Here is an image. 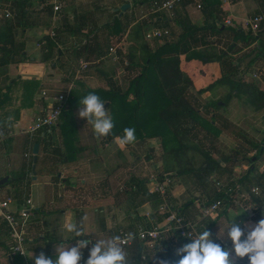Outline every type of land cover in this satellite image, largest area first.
Wrapping results in <instances>:
<instances>
[{"label":"crops","instance_id":"crops-1","mask_svg":"<svg viewBox=\"0 0 264 264\" xmlns=\"http://www.w3.org/2000/svg\"><path fill=\"white\" fill-rule=\"evenodd\" d=\"M0 1L3 3L2 0ZM154 1L162 0H64L61 25L57 29V37L54 38H50L47 33L50 26V10H39L41 0L29 1L34 12L32 20L39 24L26 29L17 36L18 42L24 44L27 59L23 63L0 68V179L6 176L11 178L14 173L20 171H25L26 179L22 185L9 183L1 186L0 196L11 199L10 211L17 212L25 206L30 208L31 216L27 226L30 264H34V259L41 253L46 258L54 259L55 250H61L62 244L70 248L75 246L78 240L88 239L89 244L81 249L82 258L79 261V264H85L90 249L96 241L95 238L103 239L106 233L114 236L113 226L122 227L119 231V236H121V232L136 234L140 230L168 225L169 229L163 232V240L161 239L160 243L157 241L151 246L137 240L142 248L140 264H163L164 258L160 254L163 250H170L175 254L178 247L191 242L190 237L202 231L204 226L205 230L211 233V239L215 243L231 248V243L227 239H217L219 228L220 234L224 230V226L218 223L222 213L215 214L219 208L211 216L203 214V208L207 207V202L217 192H224L227 195L223 206L227 207L225 213H228L223 218L224 221L227 223L231 217L237 215L234 217V223L244 229L245 235L260 219L264 218L262 217L264 215V163L256 164V159H253L252 163L243 161L241 165H237L240 161H233L237 164L232 166L233 169L230 167L232 169L230 180L223 178L225 170L223 163H220L223 169L206 176L201 183L186 182L184 178L186 174L177 175L176 171L171 168L162 172L156 166V174L151 173L145 182L150 196L160 197L161 201L151 198L148 202L138 205L139 199L134 193H130V187H135L134 180L140 179L142 158L140 154L134 152L137 156L130 166L127 164L129 157L127 150L139 142L131 143L123 148L118 145L116 138L111 143H104V136H96L92 125L78 116L79 108L82 107L79 101L83 98L85 90L88 88L104 89L105 83L101 86L98 80L105 79L109 82L111 70H107L108 73L104 70L107 65L104 57L100 61H94L93 63L99 64L94 68L89 66L88 70L80 71L79 62H75V68L70 67L63 58L68 57L72 61V47L84 39L83 34L86 29L82 30V34H72L69 28L79 25L81 21L89 25L95 22L101 28L113 19L119 18L121 24H129L128 29L136 31V28L141 25L142 17H138L135 11L148 9ZM225 1L232 3L236 0H221V9L226 4L230 5ZM256 3L264 4V0H256ZM92 4L95 5L91 8ZM124 4H129L130 7L121 13L120 7ZM108 10L112 15L107 12ZM183 14L193 24L192 18L194 20L198 16V11L194 10L192 5L184 8L177 6L174 12L175 18ZM252 16L262 15L255 13ZM3 19L0 17V24ZM77 19L79 22H76ZM171 21L170 26L176 25L175 20ZM176 35L179 36V34ZM46 37L56 43L59 51L52 60L41 63L43 58L41 47L45 44ZM65 50H68L67 53ZM58 60L60 61L57 62ZM136 68L137 66H134L133 70ZM78 73L81 74L76 75ZM31 81H33L32 84ZM106 84L109 87V83ZM109 89L106 86L104 90ZM63 91L68 93L66 103L71 95L77 98L75 107H73L76 130L72 129L71 133H66L69 139H74L70 147L64 145L66 137L65 132L61 130L62 120L60 119V123L58 122L59 124L52 128L53 131L50 129L37 133L32 139L26 136L25 129L36 117L47 111L53 105L55 98ZM67 106L68 104L65 105ZM47 133H51L52 140L49 139ZM39 138L43 141L42 144L39 143L37 163L33 174V157L30 152L31 147L33 150ZM244 140L250 144V140L247 138ZM253 145L254 143H251L249 146ZM18 149H22L21 155ZM243 151L248 150L245 148ZM252 153L255 155L257 151L254 150ZM117 155L119 158L115 159ZM261 155L260 153L258 157ZM3 156H7L6 161ZM135 168L136 170L133 171ZM27 178H29L28 181ZM157 183L166 185L164 196L154 191ZM229 185L232 186L229 187ZM113 186L127 188L125 194L118 197L121 201H128L129 205H134L128 207V211L122 204L123 206L118 208L122 215L111 216L108 212L111 202L115 201L111 193ZM129 195L132 196L131 199H127ZM27 200L30 201V205L26 204ZM189 202L193 203L186 206L185 204ZM92 207H96L94 214L89 212ZM124 207L125 210H122ZM171 216L181 219L180 227L175 222H169ZM196 216L198 219L195 218ZM138 217L145 218L149 227L135 226ZM208 219H216L217 224L216 227L214 224V231L210 228L211 224ZM68 221L75 222L84 236L75 237V233L65 231L64 225ZM193 226L195 231H193ZM10 244L7 226L0 221V264H12L10 257L13 256L9 253ZM230 259L233 257L230 256ZM244 261H247V257L235 259L233 264Z\"/></svg>","mask_w":264,"mask_h":264},{"label":"trees","instance_id":"trees-1","mask_svg":"<svg viewBox=\"0 0 264 264\" xmlns=\"http://www.w3.org/2000/svg\"><path fill=\"white\" fill-rule=\"evenodd\" d=\"M29 0H2L3 3L13 12V19H3L0 24V68L7 65H17L23 63L26 58L25 47L22 42H18L17 36L23 33L26 29L36 27L38 23L32 20V16L29 13ZM43 2V0H41ZM1 2V1H0ZM188 5L187 2L182 3L179 6L182 8ZM189 6V5H188ZM50 10L49 8H45ZM202 17L203 26L199 27L190 23L187 16L183 14L184 21H179L178 24L182 32L179 34L178 39L175 42H166L158 45L155 49L142 46V65L140 74L133 78L125 92L119 90H104L102 88L92 89L88 88L85 90L84 96L94 93L100 97L102 101L108 103L105 108L108 114L111 116L114 127L111 132L104 136V143H111L116 137L122 136L123 129L126 127L135 128V142H143L145 140H156L160 143L163 152V164L165 169H173L176 165L177 175L190 174L195 179V182L201 183L206 176L210 175L214 171L222 170L220 163L228 162L232 158L224 156L222 160L215 158L209 150L204 149V143L208 142L212 144L213 138H216L219 133L226 129H230L228 122L223 119L222 116L215 112V109L209 110V105L202 107L199 104L197 96L192 94L190 88L192 83L184 80L183 72L180 67L182 58L186 61H200L203 63L211 62L213 58L218 61V54L207 53V50H200L201 46H206V41L202 30L208 28L211 30H223V21L229 18L220 19L222 14L221 0H202ZM166 19V24L171 22L167 18L166 14L163 13ZM83 20H86L83 18ZM79 22V19L76 22ZM121 20L117 18L113 19L108 25L101 28L95 22L91 25L85 24L81 21L79 25L72 26L71 33H83L82 30L86 29L83 36L84 39L81 42L76 43L72 47V58L75 62L84 61L86 63H92L94 61H100L105 57L104 49L100 48L98 43V33L102 32L103 29H109L110 36L123 35L127 32L129 24H121ZM222 22V23H220ZM67 29V28H66ZM148 31L150 28L147 25L136 28L137 31ZM56 30V34H57ZM234 43L241 42L246 45V41L240 35L244 34L239 28L234 30ZM252 43H257L261 40L262 34L264 33V24L261 30L252 34ZM57 37V36H56ZM241 40V41H239ZM248 44V46L250 45ZM247 46V45H246ZM257 49L264 47V40L258 42ZM43 52V58L40 61L45 63L50 61L57 55L59 49L54 41L46 37L45 44L41 47ZM234 48L232 45L229 46L228 50L232 51ZM105 51V50H104ZM226 52H222L219 55H227ZM130 60H134L136 57L134 53L129 52ZM255 58L250 60L253 63ZM134 66V64H132ZM131 65V66H132ZM137 65V64H136ZM224 65L227 64L224 62ZM90 66V64H89ZM88 66V67H89ZM237 66H231L228 71L230 75L236 72ZM231 77V76H230ZM225 75L221 77L215 83L226 84L230 87L231 94L235 93V96L241 97L246 96L248 103L256 111L264 108V91L257 88L253 81H243L241 79L230 78ZM18 81V80H17ZM31 84L33 81L30 82ZM215 84H211L207 89H212ZM204 90H198V93H202ZM230 94V95H231ZM83 96V97H84ZM132 97V98H130ZM77 98L70 96L68 99V106L64 108L60 117L61 130L64 133L66 139H64V145L70 147L74 141L73 138H68L66 133H71L76 130L74 123L73 107ZM218 102V101H217ZM213 107L216 108L218 105L215 103ZM209 114L210 117L204 118L201 114ZM219 124V131L215 130L213 124ZM60 123V121H59ZM58 123V124H59ZM73 129V130H72ZM200 129L202 131H200ZM53 131V129L51 130ZM203 133L199 138V134ZM213 137V138H212ZM211 139V140H210ZM43 139L39 138L35 143L42 142ZM130 145V144H128ZM254 150L257 154L246 158L244 161L252 163L253 159H257L258 155L264 151V138L253 145ZM199 154L203 158V165L199 168H195V156ZM150 159L147 156V160ZM171 160V163H170ZM236 161V159H234ZM243 161V160H242ZM185 163L187 166H183ZM26 179L25 171L14 173L9 178L8 182L11 184L22 185ZM29 178H27L28 181ZM135 187H130V193H134L139 199L138 205L148 202L151 198L160 200V197L155 195L150 196L144 179H135ZM134 188L136 190H134ZM135 191V192H134ZM160 195V194H159ZM227 195L222 193H214L213 197L207 202V206L213 204L223 205L225 203ZM189 202L186 206L192 204ZM166 211L165 209H163ZM8 234V231H7ZM141 244L137 240H133L130 246L125 247V252L130 261L129 264H140L141 263ZM163 264H177L180 259L179 256L172 253L170 250H163ZM20 257H10L12 264L22 263Z\"/></svg>","mask_w":264,"mask_h":264},{"label":"rangeland","instance_id":"rangeland-1","mask_svg":"<svg viewBox=\"0 0 264 264\" xmlns=\"http://www.w3.org/2000/svg\"><path fill=\"white\" fill-rule=\"evenodd\" d=\"M30 1V0H29ZM28 1V2H29ZM227 3H230L228 1H225ZM223 2V3H225ZM107 4V2L105 1ZM153 4V3H152ZM202 4V1H201ZM95 4H92L90 7L92 8ZM40 7V6H38ZM110 8V6H107ZM186 7H189L186 5ZM194 10L198 11V16L193 20L192 22L194 25H197L199 27L203 26V18L201 19L200 16H202V8L200 10H197L195 6H192ZM33 6L31 5V2L29 3L28 9L29 13L33 18ZM257 8V9H255ZM10 10V9H9ZM40 10V9H39ZM140 10V11H139ZM11 12V11H10ZM110 15L112 13L110 10L107 11ZM175 9L171 12H153L152 6L148 7L146 10L137 9L135 11V14L138 15V17H142L141 19V27L144 25H147L150 29L149 30H168L169 36L160 38V39H154V40H147L145 37L146 31H143L140 29V31H135L133 29L127 30V32L123 35H117V36H110L109 29L107 28L103 29L102 32H99L98 34V43L100 45L101 49L106 55L104 59L106 58V67H104V70L107 72V70L110 71V78L109 82L105 79L98 80L101 82V86L104 84V89L110 88L111 90H119L120 92H125L126 89L129 86L130 81L137 77L140 74L141 71V65H142V46L149 47L150 49H155L158 45L166 43V42H175L178 39V35L182 32V29L178 24L179 21H182L183 16L179 15L178 18H175L174 15ZM11 18L13 19L14 14L13 12ZM163 13L166 14L167 18L170 20H175V24L173 26H170L171 23L166 24V19L163 16ZM201 13V15H200ZM222 14H220V19L223 20L227 16L231 18L232 26H224L225 29L223 30H211L208 28H204L202 30V34H204V38L206 41V46H199L200 50H207V53H215L218 54L217 58L218 61H216V57L213 58L211 62L203 63L200 61H186L184 60V55H181L182 62H181V69L183 72L184 80H187L192 83L191 85V92L195 96H197L199 100V104L204 107L205 105H209V110L215 109V112L222 116L223 119H225L230 129H224L222 130L219 135H217L216 138H213L212 144L205 142L204 143V149L209 150L211 154L215 158H218L220 160L223 159L224 156H229L232 159L228 162H223L224 166V173L223 178L225 180H230V175H232V169L235 164L234 159L236 161H240L237 165H241V163L244 161L245 156L251 157L254 154L252 151H254V146H249L251 143H257L259 144V141L264 138V108L256 111L247 101L246 96L237 97L235 96V93L231 94L230 87L226 84H218L215 83L218 81L221 77L227 75L231 76L230 78L234 77L235 79H241L243 81H253L257 88L264 91V47L262 49H257L258 42L261 40H264V33L262 34L261 40H258L257 43H252V35L250 36L249 33L246 31V29H242L241 25L243 23V19L248 17H253L255 13H259L264 18V4L256 3V0H236L235 2L230 3L228 6L227 4L224 5V8H222ZM230 13V14H229ZM178 15V13H176ZM10 18V19H11ZM119 20V18H117ZM172 22V21H171ZM222 23V22H220ZM264 24V19L262 23L259 25V31L261 30L262 26ZM107 27V26H106ZM237 28L241 29L244 34L240 35V38L243 37V40L246 41V45L242 44L241 42H236L237 45L234 43V30H237ZM258 31V32H259ZM257 32V33H258ZM78 41V40H77ZM81 42V40H80ZM79 43V42H78ZM248 44H250L248 46ZM233 46V50H228L229 46ZM68 50H65V53H67ZM64 52V51H63ZM129 52L134 53L135 59L130 60V54ZM222 52H226L227 55H219ZM255 58V61L253 63H250V60ZM66 63L70 65V67L73 66V68L76 67L75 60L72 58V61L69 60L68 57L63 58ZM58 60L57 62H59ZM224 62L227 64V66L224 65ZM91 68H94L99 63H89ZM88 64V66H89ZM137 66L135 70H133L134 66ZM137 64V65H136ZM132 65V66H131ZM231 66H237L236 72L232 75H230V72L228 69ZM133 67V68H131ZM90 68V70H91ZM89 67L86 69H81L80 71L88 70ZM90 73H93V71H90ZM81 73H78L76 75H80ZM106 83H109V87ZM215 84L212 89H207L209 85ZM198 90H204L202 93H198ZM61 94L65 95L68 94L66 92H62ZM231 94V95H230ZM132 98V97H130ZM218 101V102H217ZM217 104L218 107L214 108L213 104ZM204 118L210 117L209 114H201ZM62 118L64 116H61ZM213 124L216 131H219V124L217 123ZM15 131H18L15 129ZM200 131H202L200 129ZM28 136V135H26ZM47 136L50 140H52L51 133H47ZM203 136V133L199 134L200 140ZM29 138V137H28ZM244 138H247L250 140V144H247L244 140ZM32 139V138H30ZM211 140V139H210ZM42 144V142H40ZM140 145V146H139ZM247 149L248 151H243L244 149ZM129 157L127 158V164H133V162L136 159V154H140V157L142 158V161H140L141 169L139 171V174L141 173V176H139L140 179H146L150 176L151 173H155L156 169L155 167L158 166L159 171H164L165 165L163 164V152L160 143L156 140H145L141 143H136V145L132 146L130 150L128 149ZM22 149H18L19 155H21ZM136 152V154L134 153ZM31 157L32 156V147H31ZM252 153V154H250ZM250 154V155H249ZM147 156L150 157V159L147 160ZM196 160L194 163L195 168H199L200 165L203 163V158L199 154H194ZM5 157L3 156L4 161ZM9 158V156H8ZM119 156L117 155L115 159H118ZM243 160V161H242ZM245 162V161H244ZM243 162V163H244ZM171 163V160H170ZM256 164H262L264 163V151L261 156H259L256 159ZM113 164V163H112ZM183 166H187V164L183 163ZM203 165V164H202ZM113 166V165H112ZM222 167V164H221ZM232 167V169H230ZM176 165H174V170L177 171ZM133 169V171H135ZM132 171V173H133ZM218 171V170H217ZM215 172V171H214ZM238 172H240L238 170ZM115 175H117L116 172H114ZM156 174V173H155ZM218 174V173H214ZM234 175V174H233ZM213 177V176H211ZM186 182H193L195 179L190 174H186V177H184ZM210 178V177H209ZM210 181V180H209ZM225 183V182H224ZM120 186V185H119ZM119 186H113L112 187V197H115V201L111 202V207L108 212L111 213V216L113 215H122L118 208L120 206H123L124 204L129 211L130 206L128 201H121L120 196L121 194H125V191L127 188L119 187ZM232 185H229L231 187ZM132 196H127V199H131ZM136 199V197H135ZM128 203V204H127ZM133 203V202H132ZM134 204V203H133ZM224 205V204H223ZM223 205L219 206L218 211L213 212L211 215L215 214H221L220 222H218L220 225L226 226V222L224 221V217L227 216V213H225V210L227 207H224ZM95 208H91L89 212H92V214L95 213ZM125 210V207L124 209ZM131 212V211H130ZM217 214V215H218ZM210 215V216H211ZM198 219V216L195 217ZM134 219V217H133ZM136 222L134 225H138L139 227L145 228L149 224L146 223V219L142 217H138L136 219ZM208 222H210V228L212 231L215 230L214 224L216 227V219H208ZM149 227V226H148ZM175 227V225H174ZM111 228V227H110ZM122 227H112V230H114V236H119V231ZM107 235V237H106ZM112 236L108 235L107 233L104 235L103 239H109ZM163 237V235H162ZM161 237V239H162ZM159 240L158 243H160L162 240ZM96 241L99 239L95 238ZM101 240V239H100ZM94 241V240H93ZM95 243V241H94ZM53 245L51 244V247ZM147 261V260H146ZM16 264H19V261L16 262Z\"/></svg>","mask_w":264,"mask_h":264},{"label":"clouds","instance_id":"clouds-1","mask_svg":"<svg viewBox=\"0 0 264 264\" xmlns=\"http://www.w3.org/2000/svg\"><path fill=\"white\" fill-rule=\"evenodd\" d=\"M105 102L94 93L84 96L80 101L78 116L86 119L92 125L93 133L96 136L108 135L114 127L111 116L104 107ZM136 140L135 128L126 127L122 136L116 137L118 145L124 146L134 143ZM237 216V215H236ZM231 217L220 234L217 232V239H227L231 248L222 247L211 239V233L205 230L190 237L186 243L175 250L180 257L177 264H233L235 259L247 257L248 264H264V218L260 219L254 227L245 235L244 229L234 223ZM264 217V215H262ZM65 231L75 233V237H83L82 230L75 222L68 221L64 225ZM193 231L195 227L193 226ZM134 233L129 232L122 239L120 236H112L109 239L95 241L91 247L85 264H129L124 245L134 239ZM244 237V239H241ZM88 239L78 240L75 246L68 245L55 250V258H46L43 253L34 259V264H79L81 260V249L88 246ZM230 256L233 259H230Z\"/></svg>","mask_w":264,"mask_h":264},{"label":"built area","instance_id":"built-area-1","mask_svg":"<svg viewBox=\"0 0 264 264\" xmlns=\"http://www.w3.org/2000/svg\"><path fill=\"white\" fill-rule=\"evenodd\" d=\"M187 2L188 5L195 6L197 10L202 8L201 0H162L154 1L152 4L153 12H171L177 6L182 3ZM64 0H43L40 4L39 9L44 10L45 8L50 9V26L48 30V36L54 38L56 36V30L61 25V14L63 9ZM12 13L9 8L0 2V17L4 19L11 18ZM262 16H253L243 19L241 26L242 29H246L247 32L256 34L259 31V25L262 23ZM224 26H232L231 18H227L223 21ZM168 30H148L146 31L145 37L147 40L160 39L169 36ZM81 69H86L88 63L84 61H79ZM68 94H60L55 98L53 105L45 111L41 116H38L34 121L25 129L24 133L32 138L35 134L44 132L47 130L56 127L62 111L65 108L66 100ZM165 184L157 183L154 187V191L160 194L161 196L165 195ZM11 199L4 198L0 196V221L7 226L8 237L10 239L9 253L10 256H17L22 259L21 264H30L28 260V248H27V226L29 223V218L31 216L30 208L27 206L21 207L17 212L10 211ZM27 205H30V201L27 200ZM219 204H213L203 208V214L205 216H210L219 208ZM169 222H175L178 226H181V219L171 216ZM168 225L161 228H153L149 230H140L134 235V239L145 242L149 245H153L155 242L159 241L162 237L163 232H167L169 227ZM127 232H121V238L123 239L126 236ZM133 239V240H134ZM132 240V241H133ZM131 241V242H132ZM131 242L125 244L129 246ZM239 264H248V261H244Z\"/></svg>","mask_w":264,"mask_h":264},{"label":"water","instance_id":"water-1","mask_svg":"<svg viewBox=\"0 0 264 264\" xmlns=\"http://www.w3.org/2000/svg\"><path fill=\"white\" fill-rule=\"evenodd\" d=\"M130 7L129 4H124L120 7V12H125L128 8ZM120 13V14H121ZM108 105V103H105L104 104V107L106 108ZM38 147H39V144L36 143L34 144L33 146V161H32V170H33V174L35 173L34 170H35V166H36V163H37V155H38ZM9 178L6 176L2 179H0V187L3 186L4 184H6L8 182Z\"/></svg>","mask_w":264,"mask_h":264}]
</instances>
